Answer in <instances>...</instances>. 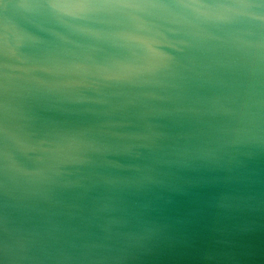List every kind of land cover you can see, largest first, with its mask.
I'll list each match as a JSON object with an SVG mask.
<instances>
[{
  "label": "water",
  "instance_id": "obj_1",
  "mask_svg": "<svg viewBox=\"0 0 264 264\" xmlns=\"http://www.w3.org/2000/svg\"><path fill=\"white\" fill-rule=\"evenodd\" d=\"M48 2L0 0V264H264V37L184 11L147 60Z\"/></svg>",
  "mask_w": 264,
  "mask_h": 264
},
{
  "label": "clouds",
  "instance_id": "obj_2",
  "mask_svg": "<svg viewBox=\"0 0 264 264\" xmlns=\"http://www.w3.org/2000/svg\"><path fill=\"white\" fill-rule=\"evenodd\" d=\"M45 9L52 17L73 22L106 11H116L126 17L131 28L122 38L133 46L140 55L150 60V47L161 40L169 42V33L174 30L167 25L187 11L196 21L209 22L220 29L234 34L235 44L243 51L261 47L264 37V0H176L173 3L153 2V0H49L23 6ZM156 10H166L168 17L154 24L148 19ZM189 20L188 16L182 17ZM173 58H170L172 60Z\"/></svg>",
  "mask_w": 264,
  "mask_h": 264
}]
</instances>
